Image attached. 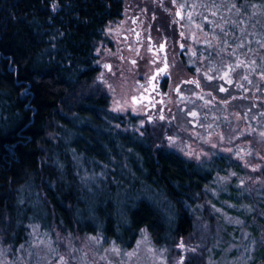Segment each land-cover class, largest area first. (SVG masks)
<instances>
[{"label":"trees","instance_id":"trees-1","mask_svg":"<svg viewBox=\"0 0 264 264\" xmlns=\"http://www.w3.org/2000/svg\"><path fill=\"white\" fill-rule=\"evenodd\" d=\"M124 7L122 0H0V237L5 245L21 244L35 223L62 234H100L126 249L142 231L160 248L193 233L212 171L167 149L165 127L124 132V117L109 110L111 100L100 86L96 45ZM190 8L203 23L204 38L217 47L216 53L205 52L200 67L213 68L218 77L224 70L240 73L239 79L220 81L221 95L232 106L253 108L252 122L262 124L264 50H257L253 38L264 39V0H192ZM247 74L257 79L255 91ZM245 86L252 96L242 95ZM212 96L214 103L218 98ZM88 162L106 174L99 183L103 199L96 197L98 185L90 189L81 179L80 166ZM128 188L146 191L120 199Z\"/></svg>","mask_w":264,"mask_h":264},{"label":"rangeland","instance_id":"rangeland-1","mask_svg":"<svg viewBox=\"0 0 264 264\" xmlns=\"http://www.w3.org/2000/svg\"><path fill=\"white\" fill-rule=\"evenodd\" d=\"M165 1L160 0L162 4ZM138 2L142 3L141 0ZM145 2H148L146 9L154 8L150 9L151 3ZM178 4L183 7L182 1ZM185 12L190 40L202 45L204 52L216 53L217 47L213 41L204 38L201 26L189 25L195 19L187 9ZM112 26L108 24L105 27L104 38L96 45L98 66L109 57L108 43L115 38ZM253 39L257 43V50H264V39L259 35ZM128 55L129 58L135 57L133 54ZM112 65L115 70L112 68L107 76L101 74L102 78L99 76L101 89L111 100L109 110L129 117L131 122H126L122 129L124 132L142 134L146 128H141L147 125V118L143 116L142 110L133 108L128 100L133 94V79L121 78L119 70L123 64ZM258 72L262 78L263 72ZM219 77L213 78L211 85L203 83L206 90L211 89L218 98L214 109L211 108L210 97L204 94L201 103L193 97L191 103L184 106L185 109L176 107V124L165 127L167 131L162 140L171 152L195 161L198 167L213 173L212 180L205 188L207 198L197 205L194 231L187 239L160 248L151 241L147 232L142 231L132 247L126 249L111 240H105L100 234H62L35 223L18 246L5 245L0 237V264H264V122H252L250 113L253 108L245 109L242 103L236 102L232 106L228 102L222 109L219 102L224 101L226 96L221 95L216 88L221 91L225 84L217 82ZM239 77L240 73L234 75L225 70L221 75L222 80L228 83ZM247 78L250 89L256 86L257 79L248 74ZM261 96L264 97L263 94ZM185 113H188V118ZM134 118L139 122H135ZM156 129L154 126L147 132ZM80 169L83 182L90 189L98 185L96 197L103 199L105 189L99 183L106 176L104 170L91 162L83 163ZM135 180L130 179V182ZM145 191L143 189L137 193L133 188H128L119 197L139 196Z\"/></svg>","mask_w":264,"mask_h":264},{"label":"flooded vegetation","instance_id":"flooded-vegetation-1","mask_svg":"<svg viewBox=\"0 0 264 264\" xmlns=\"http://www.w3.org/2000/svg\"><path fill=\"white\" fill-rule=\"evenodd\" d=\"M122 1L125 5L122 13L108 22L113 24L112 34L115 35L114 41L108 43L109 57L103 59L98 66V57L95 54L98 74L100 77L103 73L107 76L111 73L112 64H123L119 70L121 78L133 79L131 83L133 94L128 98L129 103L133 108L142 110L148 121L141 130L146 128L145 131H149L154 126L170 128L176 124V107L185 109L184 106L190 104L193 97L201 103L203 94L210 97V100L213 98L214 91L206 90L203 83L213 84V78L215 79L217 75L215 76L213 68L208 67L204 70V67H200L199 60L205 56V52L197 41L190 40L186 28L188 25L185 23L188 22L185 9L195 19V22L189 25L202 28L203 23H200L201 19L195 17L190 8L192 0H164V4L160 0H141L142 3L149 1L151 3L149 8L154 7L152 10L134 7L140 3L138 0ZM179 1H182L183 7H180ZM128 54L135 57L129 58ZM207 76L210 78L207 79ZM220 81L224 80L219 77L217 82ZM216 90L220 94H225V88L224 92L218 87ZM247 93L248 87L245 86L242 95ZM214 104L215 102L211 103L213 109ZM219 105L223 109V106L228 104L225 100L219 102ZM123 117L125 123L131 122L127 115ZM185 117H189L188 113H185ZM134 120L139 122L136 118ZM135 126L134 124L133 127Z\"/></svg>","mask_w":264,"mask_h":264},{"label":"snow or ice","instance_id":"snow-or-ice-1","mask_svg":"<svg viewBox=\"0 0 264 264\" xmlns=\"http://www.w3.org/2000/svg\"><path fill=\"white\" fill-rule=\"evenodd\" d=\"M107 67V66H106ZM230 82V81H229ZM189 83H191V81H189ZM224 89H221V91H223ZM134 102H135V99H134ZM192 115H196L195 113H193ZM161 118H163V117H161ZM262 135H264V133H262Z\"/></svg>","mask_w":264,"mask_h":264},{"label":"water","instance_id":"water-1","mask_svg":"<svg viewBox=\"0 0 264 264\" xmlns=\"http://www.w3.org/2000/svg\"><path fill=\"white\" fill-rule=\"evenodd\" d=\"M178 16H179V14H178Z\"/></svg>","mask_w":264,"mask_h":264}]
</instances>
